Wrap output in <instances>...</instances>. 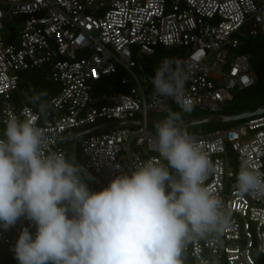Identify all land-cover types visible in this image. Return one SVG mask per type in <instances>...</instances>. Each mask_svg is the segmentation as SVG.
<instances>
[{
    "label": "built area",
    "instance_id": "built-area-1",
    "mask_svg": "<svg viewBox=\"0 0 264 264\" xmlns=\"http://www.w3.org/2000/svg\"><path fill=\"white\" fill-rule=\"evenodd\" d=\"M255 36H264V0H0V138L9 115L34 121L51 151L68 160L72 141L73 162L107 186L143 161L162 162L147 117L164 108L181 111L172 99L146 96L143 58L157 47L182 48L178 63L188 75L185 96L192 104L182 114H216L234 101L232 91L256 82L249 57L235 53ZM28 70L42 71L57 87L46 116L12 99ZM118 76L126 92H103ZM190 135L214 166L205 185L230 213V226L192 245L190 258L256 264V257L264 258L256 255L264 199L239 193L236 174L242 165L264 173V113ZM23 228L35 235V225L23 217L0 227V264H18L12 249Z\"/></svg>",
    "mask_w": 264,
    "mask_h": 264
},
{
    "label": "clouds",
    "instance_id": "clouds-1",
    "mask_svg": "<svg viewBox=\"0 0 264 264\" xmlns=\"http://www.w3.org/2000/svg\"><path fill=\"white\" fill-rule=\"evenodd\" d=\"M187 73L174 58H163L150 79L156 98L172 99L180 112L154 125V151L162 162L143 161L130 174L111 179L100 191L81 165L51 151L49 138L33 122L9 115L0 138V227L23 217L13 252L18 264H185L188 249L218 238L230 226L223 201L205 185L214 166L182 128L190 112ZM46 92L26 96L46 116ZM237 191L264 199V173L242 165ZM264 254V236L256 255ZM196 264H213L198 258Z\"/></svg>",
    "mask_w": 264,
    "mask_h": 264
},
{
    "label": "trees",
    "instance_id": "trees-1",
    "mask_svg": "<svg viewBox=\"0 0 264 264\" xmlns=\"http://www.w3.org/2000/svg\"><path fill=\"white\" fill-rule=\"evenodd\" d=\"M183 53L184 50L180 47H175V46L157 47L155 53L152 56L143 58L142 66H143L144 74L149 79V84L147 87L148 89L146 91L147 97L154 95L153 85L150 83V79L154 75V69L157 67L159 62L163 58L168 57V58H174L177 64L179 65L178 61ZM235 53L237 55H247L249 59L251 57H254L257 61L256 66H253L251 64L252 73L256 78L255 80L256 82L250 88H247L242 91L250 90L255 86L259 85L261 80L264 81V36H255V37H249L243 39L238 49L235 50ZM33 90H35L36 92H41V91L46 92L47 95L44 97V99L48 104L51 97L55 94L57 87L54 84L47 82L44 78L43 72L40 70L24 71L20 74L17 90L14 92L12 97L15 105L18 106L29 105L36 110L35 105L29 104L26 99V96L31 95ZM102 91L125 93L126 88L119 83V76H118L117 78L115 77L111 79L109 81V84L105 85L102 88ZM171 111L179 112L175 108H172ZM252 111H255V109H253ZM162 114H165L167 116L166 111L163 112ZM235 123L236 122H234L233 124ZM189 127L193 128V126H189ZM262 259L263 260L256 257V264H264V258ZM185 264H196V262L192 258H190L188 254ZM213 264H223V263L217 262Z\"/></svg>",
    "mask_w": 264,
    "mask_h": 264
},
{
    "label": "rangeland",
    "instance_id": "rangeland-1",
    "mask_svg": "<svg viewBox=\"0 0 264 264\" xmlns=\"http://www.w3.org/2000/svg\"><path fill=\"white\" fill-rule=\"evenodd\" d=\"M146 58V57H145ZM250 63L253 66H256L257 61L254 57L250 58ZM231 95L234 101L231 104L223 105L216 114L195 110L192 114H182V128L187 131L189 134H199V133H208L219 129L229 128L233 125L234 122L224 123L221 119L217 117L221 116H231L238 115L244 112L252 111L253 109L264 108V81L261 80L259 85L247 91L234 90L231 92ZM166 117L165 114H149L147 117L148 120V130L155 135L154 125L157 122L162 121ZM208 123L194 125L193 128L189 127L190 123L201 122L204 120H209ZM230 124V125H229ZM68 160L73 161V149H72V141L68 144ZM82 165L84 162H81ZM88 173V172H87ZM89 174V173H88ZM91 180H85L87 183L89 190H93L99 188L94 183V178L91 176ZM263 260L262 258H259Z\"/></svg>",
    "mask_w": 264,
    "mask_h": 264
},
{
    "label": "water",
    "instance_id": "water-1",
    "mask_svg": "<svg viewBox=\"0 0 264 264\" xmlns=\"http://www.w3.org/2000/svg\"><path fill=\"white\" fill-rule=\"evenodd\" d=\"M262 113H264V108H258L255 111L244 112V113H241V114H238V115H231V116H226L225 115V116H221L220 119L224 123L237 122V121L244 120V119H247V118L256 116V115H260ZM209 121H210V119L209 120H204V121H201V122H194V123H190L189 126H194V125H199V124H205V123H208ZM127 124H129V122H122V123H120V125H122V126L127 125ZM74 163L80 165L76 160H74ZM94 183L99 187V189H102L104 187H107L105 184H103L102 182H100L96 178H94Z\"/></svg>",
    "mask_w": 264,
    "mask_h": 264
}]
</instances>
